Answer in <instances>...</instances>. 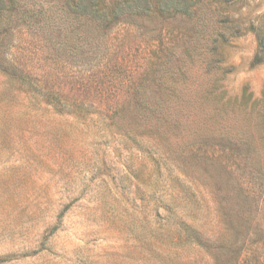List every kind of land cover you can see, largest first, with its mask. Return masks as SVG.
<instances>
[{"label":"rangeland","instance_id":"1","mask_svg":"<svg viewBox=\"0 0 264 264\" xmlns=\"http://www.w3.org/2000/svg\"><path fill=\"white\" fill-rule=\"evenodd\" d=\"M201 6L189 25L200 19L209 34L217 14ZM238 6L246 20L264 14V0ZM110 33L127 68L103 76L117 101L106 109H55L0 72V264H264V64L253 62L254 34L197 49L204 66L186 54L196 38L180 26L155 41L127 25ZM164 58L180 67L170 80L186 116L168 137L113 117L140 82L152 89Z\"/></svg>","mask_w":264,"mask_h":264},{"label":"trees","instance_id":"2","mask_svg":"<svg viewBox=\"0 0 264 264\" xmlns=\"http://www.w3.org/2000/svg\"><path fill=\"white\" fill-rule=\"evenodd\" d=\"M243 2L0 0V72L7 76L12 87L42 99L55 109L89 106L106 109V103L117 104V101L115 97L110 100L106 96L103 76L108 70L115 72L127 68L108 45L110 32L120 25L136 28L148 35L149 41L156 40L154 34L162 36L167 26H180L192 32L191 38L197 39L186 49V54L190 55L197 49L209 48L208 42L253 33L257 42L253 62L264 64V14L257 21L244 19L238 6ZM205 3L217 14L214 29L209 34L200 29V19L196 25H189ZM195 54L201 65H209L210 59L205 53ZM161 63L153 77H149L152 89L148 88L147 81L140 82L128 104L114 109L113 117H117V121L126 123L131 116L129 123H145L159 133L181 129L186 122L184 109L179 104L183 96L177 92L176 83L170 80L180 72V67L174 71L167 66L165 58ZM260 114L264 121V109ZM157 150L160 158H166L161 148ZM260 243L264 252V233Z\"/></svg>","mask_w":264,"mask_h":264}]
</instances>
